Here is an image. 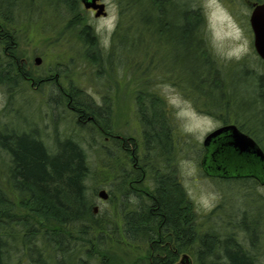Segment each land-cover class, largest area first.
I'll return each instance as SVG.
<instances>
[{
  "label": "trees",
  "instance_id": "16d2710c",
  "mask_svg": "<svg viewBox=\"0 0 264 264\" xmlns=\"http://www.w3.org/2000/svg\"><path fill=\"white\" fill-rule=\"evenodd\" d=\"M241 1L250 4V8L252 2H264ZM48 2L64 18L65 29L78 30V23L84 25L83 18L77 16L81 12L78 0ZM194 2L197 0H118V26L112 36L113 45L107 51L99 48L94 63L99 68L103 55L113 57L116 49L122 46L125 36L131 35L135 37L130 39V45H135L134 52L142 54L139 57L141 61L137 60L141 72L142 63L146 72L154 66V69L164 73L168 79H176L175 84L180 87L179 90L199 111L212 114V119L221 124L232 118L259 144L264 145V135L258 134L241 115L233 114L225 98L221 100L222 109V103L217 101L214 108L208 107L207 99L212 92L226 91L229 88V76L226 71L221 70L224 66H229L240 71L239 76H243L244 83L245 79L251 80L248 82L250 92L261 106L260 115L264 116V102L256 94L261 77L242 63L212 59L203 16ZM6 5V1L0 0V14H5ZM10 6L13 7V4ZM137 21H140L141 26H138ZM86 29L84 32L89 33L90 29ZM142 35L146 37L143 38ZM87 38L89 37L86 35L85 39ZM159 44L165 48L163 53L159 50ZM170 45L172 49L167 47ZM92 51L94 52V48ZM86 53L89 54L90 51ZM214 61L222 64L218 73L213 72L211 67L214 66H206L207 63L214 65ZM175 68L178 73L173 71ZM97 72L100 76V71ZM163 78L168 80L165 76ZM142 81L144 85H149L150 80L143 78ZM65 91L72 94L71 100L43 99L44 105L47 102L48 114L51 111L61 115V111L67 109L76 113L75 117L91 116L95 122H89L85 126H91L97 133L104 135L106 141L105 138L113 130V115L110 110L96 109L90 102L78 99L74 96L78 95L76 89ZM148 91L150 92L149 89ZM150 93L148 104H140V121L144 143L151 144L155 158L156 152L161 154L163 159L160 165H163L160 167L159 164L150 163L153 166L149 172L152 184L150 188L144 187L150 193L144 199L135 197L136 205H142L143 209L123 212L120 201L116 210L118 223L105 210L101 213L98 209L94 213L93 197L101 187H94L92 194L87 192L90 167L85 151L75 139L70 136L64 140L55 139L54 143L57 145L46 147L49 123L42 116L41 128L39 122H35L37 126L24 127L23 131L14 129L15 133L0 129V153L6 159V167L1 173L6 181L0 187V264H121V261L106 251L110 238H118L113 234L116 230L127 244H145L142 261L138 264H172L185 251L192 254L193 264H264V192L256 190L260 187L259 183L253 178H210L216 189L223 190L224 193L232 190V193L237 194L239 185L234 181L249 182L244 187L249 190L245 189L240 194L241 199L234 200L225 194L227 205L220 204L221 206L214 208L216 212L220 209L217 216L208 214L199 217L197 213L187 215V206L191 209V204L181 202L184 192L178 187L176 171L166 170L164 166L172 161L173 155L170 153L177 144L182 143L180 139L184 136L166 125L163 120L165 102L154 97L153 89ZM141 98L144 99L143 96ZM61 106L64 109H60ZM14 112L17 115L19 108ZM74 123L83 127L77 119ZM31 128L37 131L33 133ZM37 132L38 138L35 136ZM1 133L2 136L11 134L9 143L4 142ZM185 135L188 136L187 133ZM159 147L163 148V153L157 150ZM121 149H114L112 156L109 148L106 151L105 147V157L109 159V164L104 167L110 170L112 185L108 184V194L111 201L115 192L110 187L121 192L124 199L134 194L129 185L133 176L128 169H124L126 164ZM203 154L204 149L201 147V155ZM154 167L161 169L155 170ZM135 188L140 186L135 185ZM173 190L176 191V198L170 195ZM249 202L256 205L257 217L254 216L253 219L246 207ZM151 205L156 208L153 213L149 212ZM231 205L234 207L230 208ZM189 220L191 225L187 224ZM190 231L192 235L188 234ZM153 238L154 243L149 245Z\"/></svg>",
  "mask_w": 264,
  "mask_h": 264
},
{
  "label": "rangeland",
  "instance_id": "374dc122",
  "mask_svg": "<svg viewBox=\"0 0 264 264\" xmlns=\"http://www.w3.org/2000/svg\"><path fill=\"white\" fill-rule=\"evenodd\" d=\"M9 1L13 3V7L11 9L10 6L11 11L8 13L6 10L5 13L9 17L12 14L13 19H3L0 22L5 26L7 25L11 30H17L19 34L29 36L28 54L39 57L41 60L39 64L34 62V72L41 73L50 68L51 74L59 73L65 90H77L78 95H74L75 97L90 102L96 109L102 111L109 109L113 115V130H111V133L130 137L134 142L136 141L135 154L139 165L148 164V162H154L156 165L158 163L160 167L163 165H160L163 159L161 154L156 152V163V155L151 149L153 147H150L151 144L149 143L147 145L144 143L143 127L140 121L142 116L139 111L140 104L142 102L145 105L148 104L152 89L155 92L154 97H157L158 101L163 100L165 102L163 120L172 131L177 130L179 135L184 137L182 140L179 138L182 143L177 144L176 148L170 153L173 155L172 161L165 163L164 166L166 170H170L172 167L175 169L177 180H179L178 187L184 192V194L182 193L181 202L191 204V209L188 206L186 209L189 216H192L193 213H197L199 217L208 214L217 216L220 209L216 212L214 208L218 205L226 206L227 197H232L234 200L241 199L240 194H243L245 189L249 190L247 187L244 189L249 182L233 180L234 183L239 185L237 189L238 197L237 194L232 193V190L226 193L223 190L218 191L211 179L201 171L200 156H202L203 138L208 132L222 124L220 121L212 119V114L199 111L196 105L179 90L180 87L175 84L176 79H168V76L164 73L154 69L153 65L146 72L141 63V69L143 70L141 72L138 69V61H141L139 57L142 54L134 52L135 45H130V39L135 37L126 35L122 41V46L116 49L113 57L107 54L103 55L101 65L99 68L96 66V63H94L96 51L99 48L107 51L113 45L112 33L115 26H118V0H105L108 5L107 16L105 17L96 18L92 14L86 15L84 9L80 8L79 11L81 12L77 16L83 18L84 25L77 24L79 31L63 27L64 18H62L60 12H56V8L52 5L49 6L48 1L50 0ZM193 4L200 9L203 16L204 31L207 34L212 59L222 62L242 63L245 67L248 66L249 69L254 70L257 76L261 77L256 94L264 102V63L259 60L253 48V36L248 22L251 12L250 5L241 0H197ZM65 20L67 21V18ZM137 23L138 26H141L140 21H137ZM86 28L90 29L88 30L89 33L84 32ZM81 35L89 37L86 45L80 39L82 38ZM142 36H144L143 38L146 37V35ZM143 38L139 39L142 40ZM150 47L152 46L150 45ZM167 47L172 49L171 45ZM90 48H94V52L87 54L86 51ZM159 50L163 53L164 46L161 45ZM93 54L95 57H93ZM209 65L214 66V68L211 67L214 73H218L222 67V64L218 61H214V65L206 64V66ZM201 67L204 66L201 65ZM221 70L222 72L226 71L228 74L230 86L226 91L217 90V92H212L210 98L207 99L208 107L210 109L214 108L215 101L221 102L222 98H225L233 114L241 115V118L247 120L248 124L258 134L264 135V116L260 115L261 106L255 101L250 92L248 82L251 80L247 81L245 79L247 82L244 83L242 81L243 76H239L240 71L231 69L229 66H224ZM97 71H100V76H98ZM173 71L178 73L177 68ZM243 75L245 76V74ZM164 76L168 80L164 79ZM143 78L147 81L150 80L148 86L144 85ZM45 89H47V86L44 87ZM40 91L37 90L38 93ZM147 91L149 93L145 95ZM142 96L144 99L141 98ZM32 98L25 101L23 98L18 97L15 100L14 105L19 108V113L13 117V129L23 131L24 127L37 126L35 122H39L41 128V116L44 117L49 123V138L45 144L46 147L50 148L57 145L54 143L56 142L55 139L64 140L69 136L75 139L85 151L87 163L90 167L89 173L91 175L86 183L87 192L92 194L93 188L100 186L99 189H105L110 193L108 189V184L112 185L110 183V170L104 167L105 164H109V159L105 157V147L106 151L108 148L104 141V135L97 133L91 126L82 125L83 127H78L74 123L76 120L75 114L67 109L62 110L60 116L51 111L48 114L47 102L44 105L42 96L37 99H34L36 97ZM221 103L222 107L220 109L223 108V102ZM60 109H64V107L61 106ZM149 112L148 110V115ZM227 122H233L232 118ZM31 130L33 133L37 131L32 128ZM174 134L173 136L177 138ZM35 136L39 137L38 132L35 133ZM261 146L264 148L263 144H260ZM157 150L161 153L164 152L163 148L160 147ZM4 167H6L5 155L0 153V187L3 181H6L5 177H1ZM144 185V187H151L149 183ZM110 188L115 192L113 200H101L95 195L93 205L97 206L101 213L104 210L107 211L108 215L112 216L118 223V212L116 210L121 204L120 201L123 204L122 208L125 207L127 211L131 210V205L136 204V199L131 196L125 197V200L124 196H121V192L115 187ZM175 190L171 191L172 194L170 195L176 198ZM256 190L264 192V189L260 187H257ZM8 192L11 193L10 190ZM225 194L228 196L226 197ZM255 196L257 195L255 194ZM233 207L231 205L230 208ZM246 207L251 212V219L254 216L257 217L255 204L249 202ZM236 214H240V212H236ZM219 232L222 233V231ZM113 234L118 238H110L107 243V253L112 254L115 259L121 261V264L141 263L142 251L146 249L145 244H127L121 239L117 230L113 231Z\"/></svg>",
  "mask_w": 264,
  "mask_h": 264
},
{
  "label": "flooded vegetation",
  "instance_id": "af4514ba",
  "mask_svg": "<svg viewBox=\"0 0 264 264\" xmlns=\"http://www.w3.org/2000/svg\"><path fill=\"white\" fill-rule=\"evenodd\" d=\"M5 1L7 4L5 7V10H7L9 13L11 11L10 5L13 3L10 2L9 0H5ZM78 2H79L80 8L84 9V12H85L84 14L86 15L92 14L96 18L107 16L108 5L105 2V0L96 1V3L98 4H103V14L99 16L95 15L96 14L95 9L85 8L82 3V0H78ZM5 14L3 15L0 14L1 15L0 20H3V19L7 20L9 18L13 19L12 14L10 17L8 15L5 16ZM116 26L113 30L112 35L114 34L116 30ZM17 32H18L17 30H11L7 27V25L5 26L2 22H0V103H1L0 129L6 132L11 131L14 133L15 131L12 126L13 117L16 116L14 112V110H16L14 102L18 97L23 98V100L25 101L31 99L32 97L38 98L39 96H42V98L46 101H49L50 99H58L61 101H64V99H68V98H69L68 100L72 99L71 98L72 94L67 93L65 91L61 76L59 75L58 72L51 74L50 68L45 69L41 73L34 72V62H35V59L39 57H35V56L33 57L32 55L28 54L29 47H30L29 36L27 34L23 35ZM80 39L83 41L84 45H86V43L88 42L87 39H85V36H83ZM160 46L161 45L159 44L158 47ZM87 51H90L91 53L93 52L91 48L88 49ZM45 86H47V89L44 90ZM37 90H41L42 93H38ZM76 119L83 126L87 125V123L89 122H93V123L95 122L91 116H85L84 118L76 116ZM112 123H113V120H112ZM229 123H235V122L233 121ZM229 123H224L221 126H225ZM236 125L241 131L248 133L243 128H241L239 124H236ZM45 126L47 127L46 124ZM1 136H2V133H1ZM9 137H11V134L7 136H2V139H4V142L9 143L10 141ZM105 139H106L105 141L106 145L109 148V151L112 156L114 155V152H115L114 149L122 148L121 149L122 155L124 154V160L126 164V167L124 169L125 170L128 169L132 173V176H133V179L131 180L129 184L130 189L132 190V192H134V194H132V197L134 198L142 197V199H144L150 193V192L145 191L144 184L146 182H148L150 185L152 184V182L150 181L151 179H149V172L153 166L149 162L148 164L146 163L142 165L138 164V158L135 154L136 141L134 142L132 138L124 137L116 133H111L110 136L106 137ZM204 151L206 153V148H204ZM160 169H161L160 167L155 168V170H159V171ZM171 170H173V167L170 168V171ZM176 177L174 176V179H176ZM135 185H139L140 188H135ZM131 206H132L130 207L131 210L126 211V208L123 207L122 211L128 213L136 209H139V210L143 209L142 205L140 206L139 204L138 205L135 204L134 206L133 205ZM155 209L156 208H154V206L151 205L149 207V210H150L149 212L153 213ZM186 214L189 215L188 212ZM187 215H186V219H188ZM188 223L189 225L192 224L190 220L187 221V224ZM159 231L160 229H158V233ZM188 234L192 235V231H190ZM154 240H155L154 238L150 240L149 245L153 244ZM174 252H176V250ZM183 255H186L190 260L193 259L190 251H185V252H181L178 256V259H176L172 264H177L178 260Z\"/></svg>",
  "mask_w": 264,
  "mask_h": 264
},
{
  "label": "water",
  "instance_id": "95a60500",
  "mask_svg": "<svg viewBox=\"0 0 264 264\" xmlns=\"http://www.w3.org/2000/svg\"><path fill=\"white\" fill-rule=\"evenodd\" d=\"M98 0H82L85 8L96 10V16L103 14V4ZM249 25L253 34V46L257 55L264 61V3L252 2ZM36 58V64L40 63ZM206 153L202 158L203 170L220 178L253 176L264 182V153L256 142L241 132L235 125L220 126L207 134L203 140ZM97 196L108 198L105 189ZM97 207H94L96 211ZM177 264H191L187 256H182Z\"/></svg>",
  "mask_w": 264,
  "mask_h": 264
}]
</instances>
